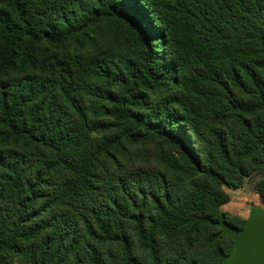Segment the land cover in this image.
I'll return each mask as SVG.
<instances>
[{
    "label": "trees",
    "instance_id": "1",
    "mask_svg": "<svg viewBox=\"0 0 264 264\" xmlns=\"http://www.w3.org/2000/svg\"><path fill=\"white\" fill-rule=\"evenodd\" d=\"M253 174L264 0H0V264H222Z\"/></svg>",
    "mask_w": 264,
    "mask_h": 264
},
{
    "label": "rangeland",
    "instance_id": "2",
    "mask_svg": "<svg viewBox=\"0 0 264 264\" xmlns=\"http://www.w3.org/2000/svg\"><path fill=\"white\" fill-rule=\"evenodd\" d=\"M111 38L105 35L101 40V48L98 53L103 52L107 48L119 49L121 54H125L129 58H134L135 49L133 46V40L127 33L121 32L118 35L116 45L113 47L111 44L106 43ZM165 53L164 50H161ZM95 53L89 52L83 55L88 59L93 57ZM159 153L163 155H169L170 149L167 146H162L161 143H150L146 147H142L138 150L131 149L130 153L134 159L138 160V163L145 161L149 165L156 163V156ZM173 155H177L173 153ZM224 191L229 195L230 200L228 203L220 207V211L226 215L228 222L240 227V225L246 221L251 213L252 206H261L264 208V175L253 174L248 178L240 181L237 188L223 186ZM12 264H30L29 256L23 254L11 258Z\"/></svg>",
    "mask_w": 264,
    "mask_h": 264
},
{
    "label": "water",
    "instance_id": "3",
    "mask_svg": "<svg viewBox=\"0 0 264 264\" xmlns=\"http://www.w3.org/2000/svg\"><path fill=\"white\" fill-rule=\"evenodd\" d=\"M222 235L234 241L232 251L222 264H264V208L252 206L243 228H237L224 220L218 223Z\"/></svg>",
    "mask_w": 264,
    "mask_h": 264
}]
</instances>
